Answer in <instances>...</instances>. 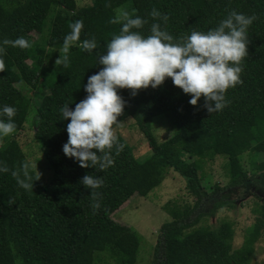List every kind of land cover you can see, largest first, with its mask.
<instances>
[{
  "label": "trees",
  "instance_id": "1",
  "mask_svg": "<svg viewBox=\"0 0 264 264\" xmlns=\"http://www.w3.org/2000/svg\"><path fill=\"white\" fill-rule=\"evenodd\" d=\"M127 1L132 3L133 17L148 20L137 30L144 36L151 34L154 22L178 39L193 30L207 32L217 27L232 10L255 14L258 19L247 31L251 41L249 54L241 62L243 83L229 88L225 93L227 106L213 113L204 108L203 97L196 106L191 105V95L176 87L171 78L158 88L139 90L136 96L131 95V89H118L126 105L117 125L131 118L146 138L151 153L138 159L118 135L124 148L119 155L113 149V166L103 171L82 168L75 158L63 152L69 139L70 120L62 119L60 109L68 103L74 110L88 95L84 90L88 78L104 67L98 63L99 55L106 54L107 43L114 34H120L122 23L112 24L110 20L115 16V8ZM84 2L78 6L75 0H0V43L41 32L52 4L64 10L53 17L48 47L62 48L64 37L71 31L69 25L77 20L84 23L80 41L70 48L67 68L55 64L38 75L29 59L37 51L36 63L42 64L44 48L6 49V68L0 72V109L4 105L16 108L17 127L9 137L0 138V162L16 170L27 160L14 135L22 129L31 101L15 83L37 88L42 81L45 91L35 107L34 136L52 176L45 184L36 181L29 191L19 186L11 171L0 172V264H134L139 247L137 234L132 226L115 220L113 215L130 198L128 187L146 196L169 170L184 179L195 203L164 207L169 220L160 227L150 264H250L254 246L264 232V201L255 205L254 221L245 228L237 248H233L231 222L225 220L215 227L195 226L204 214H213L225 205L233 206L232 202L219 199L208 212L189 216L208 195L202 183L203 165L216 156L226 159L230 176L228 185H215L216 190L243 187L252 180L264 190V163L260 165L258 161L264 143V0ZM153 8L169 16L166 24L153 20ZM93 36L98 47L89 53L80 44ZM156 116L164 117L171 130L170 136L161 142L156 141L151 128ZM184 153L189 154L188 158L183 157ZM244 154H248L249 169L242 164ZM88 174L104 180L102 187L96 189L100 208L95 211L91 189L80 183ZM32 175L34 181V169Z\"/></svg>",
  "mask_w": 264,
  "mask_h": 264
},
{
  "label": "clouds",
  "instance_id": "2",
  "mask_svg": "<svg viewBox=\"0 0 264 264\" xmlns=\"http://www.w3.org/2000/svg\"><path fill=\"white\" fill-rule=\"evenodd\" d=\"M150 16L153 20H163L165 24L169 19L167 14L155 8ZM257 19L255 14L249 16L232 10L217 27L207 32L193 30L190 35L176 39L158 22L151 24L150 35H142L137 30L142 29L148 20L133 17L123 8L118 9L110 23H122L120 34H114L106 45V54L99 55L98 63L104 67L88 78L84 86L88 95L76 104L74 110L68 103L60 109L62 119L70 120L67 124L69 139L63 145L64 154L75 158L82 168L103 171L114 165L113 149L119 155L124 148L113 127L118 124V117L124 113L126 105L118 89H131V95L136 96L139 90L150 86L158 88L171 78L176 87L191 95V105L196 106L203 97V106L209 113L222 110L228 103L225 98L227 90L243 83L241 62L249 54L251 43L247 31ZM69 27L71 31L64 37L56 67L70 66L68 54L70 48L80 41L83 20H77ZM8 46L27 49L31 44L23 36L15 40L4 39L0 43V72L6 68L4 56ZM80 47L91 53L98 44L93 36L83 40ZM16 111L9 105L0 109V116L7 118L0 119V138L16 131ZM36 168L37 164L27 160L16 170H10L0 162V172L11 171L19 186L29 191L41 178L39 172L33 181L32 170ZM80 183L91 189L93 210L99 209L96 189L102 187L103 178L88 174Z\"/></svg>",
  "mask_w": 264,
  "mask_h": 264
},
{
  "label": "rangeland",
  "instance_id": "3",
  "mask_svg": "<svg viewBox=\"0 0 264 264\" xmlns=\"http://www.w3.org/2000/svg\"><path fill=\"white\" fill-rule=\"evenodd\" d=\"M75 2L78 6L85 3L84 0H75ZM121 8L127 10L129 13L133 10L132 3L127 1L115 8V15L117 10ZM63 10L60 5L52 4L44 20L42 31L30 32L25 35V38L29 40L34 50H38L39 48L45 49L42 64L37 65L36 63V57L39 54L37 51H34L29 59L31 66L38 75L44 70L53 68L62 49L48 47L47 39L53 17L56 13L63 12ZM15 85L24 95L29 97L31 103L22 129L17 131L14 136L25 153L27 160L32 164H37V168L34 171L37 175H39V172L41 173L40 181L45 184L51 178L52 171L47 165L40 151L39 143L34 136L37 120L35 107L40 101L45 88L42 81L39 82L37 88L28 87L22 82H16ZM0 118L7 119L3 116H0ZM151 128L158 142L164 141L171 134V130L162 116L153 118ZM114 129L117 136L119 135L126 140L138 159L145 158V156L151 153L146 138L131 118H127L115 126ZM260 149L258 161L262 165L264 163V143L261 144ZM188 156V153L183 154L185 159ZM247 158L248 154H244L241 160L243 166L249 169ZM203 172L204 178L202 179V183L208 195L202 199L189 218L194 217L198 212H208L219 199L232 202L233 206L225 205L218 208L213 214H204L195 226L208 225L215 227L225 220L231 222L234 230L233 248H237L243 240L245 228L254 221L256 216L253 211L255 205L264 201V190L260 189L253 180L243 187L237 186L230 188L231 190H216L215 185L225 187L230 182L226 159L222 156H216L213 160H207L203 165ZM127 190L130 192V198L114 213L113 217L117 221L132 226L137 234L139 247L134 264H150L154 259V249L160 233V227L165 221L169 220V215L164 207L166 205L193 206L195 197L187 190L184 179L173 170H169L162 182L154 187L146 196L134 193L129 187ZM254 248L255 252L250 264H264V232L256 242ZM110 264L114 263L111 262Z\"/></svg>",
  "mask_w": 264,
  "mask_h": 264
}]
</instances>
